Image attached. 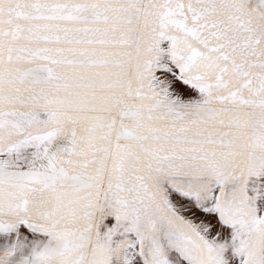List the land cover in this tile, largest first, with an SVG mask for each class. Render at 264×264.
Wrapping results in <instances>:
<instances>
[{
  "label": "snow or ice",
  "instance_id": "snow-or-ice-1",
  "mask_svg": "<svg viewBox=\"0 0 264 264\" xmlns=\"http://www.w3.org/2000/svg\"><path fill=\"white\" fill-rule=\"evenodd\" d=\"M0 264H264V0H0Z\"/></svg>",
  "mask_w": 264,
  "mask_h": 264
}]
</instances>
